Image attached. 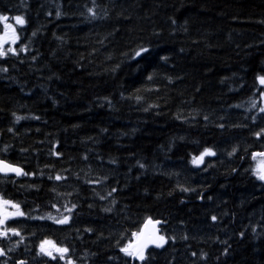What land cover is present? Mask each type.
Listing matches in <instances>:
<instances>
[{
	"label": "trees",
	"instance_id": "obj_1",
	"mask_svg": "<svg viewBox=\"0 0 264 264\" xmlns=\"http://www.w3.org/2000/svg\"><path fill=\"white\" fill-rule=\"evenodd\" d=\"M0 14L26 21L18 54L0 58V157L27 173L0 175L24 213L0 226L20 233L0 237V264H62L36 254L44 239L73 264H140L119 247L148 218L175 242L144 264H264V183L251 174L264 0H0ZM205 147L216 155L194 166ZM73 204L68 224L48 219Z\"/></svg>",
	"mask_w": 264,
	"mask_h": 264
},
{
	"label": "snow or ice",
	"instance_id": "obj_2",
	"mask_svg": "<svg viewBox=\"0 0 264 264\" xmlns=\"http://www.w3.org/2000/svg\"><path fill=\"white\" fill-rule=\"evenodd\" d=\"M89 13L95 17V13L92 9L88 10ZM57 17L61 15L60 11L56 12ZM9 16L0 14V24L3 26L2 34H0V58L6 57L8 54L17 55V50L11 46L5 48V45H15L17 41L20 39V37L17 34L16 28L13 26L12 23H9ZM12 20L15 21L16 25L23 26L25 25L26 21L21 15H16L11 17ZM175 23V21H173ZM33 35H36L35 32H33ZM20 52L27 51L26 45H21L19 48ZM149 52V49L146 47L140 48L136 53L135 56L140 57L142 53ZM0 71L6 72V68H0ZM151 79V77H149ZM257 81L260 85L264 86V76L258 75L256 77ZM261 99H264V91L260 92ZM239 107V106H237ZM251 107L256 108L257 103L255 100L251 101ZM259 111L261 113H264V107H260ZM13 115H15L13 113ZM34 119H39V117H33ZM16 121H20L21 119H24V117L15 116ZM205 120H207V117H205ZM255 121V118H253ZM220 127H223V125H219ZM12 129H9L11 131ZM264 134V129H261L259 132L254 133V135L259 138L261 135ZM236 152V148H233L232 152L229 153L231 156ZM216 155V152L213 151V149L205 147L203 151L200 152L198 156H193L191 159V163L199 167L200 165L205 163V157H213ZM252 159L257 161L256 166L251 169V174L255 177L256 180L264 183V152H258L252 154ZM141 168H144L145 165L140 164ZM0 172L8 173L13 172L17 176L19 175H27V173H23L22 169L19 167H15L9 163H6L3 160H0ZM51 178V177H50ZM56 180L64 179V177H61L57 175L55 177ZM99 182V181H97ZM116 189L113 188L111 192L108 193V196L112 195V192H115ZM181 191L183 192H189L194 191V189L189 188H181ZM106 197L101 196L100 199H105ZM203 197H201L202 199ZM210 200L211 197H208ZM115 203V201H113ZM8 206H11L15 209V212H9L7 211ZM55 207V205H53ZM77 207L76 204H73L71 207H65L66 212L69 214L73 212V210ZM91 207V205H89ZM105 212H110L111 208H105L103 209ZM24 213L20 210V207L18 204L12 203L9 200L3 199L0 197V226L5 225L6 221L9 220L11 217L15 216H23ZM39 219H44V217H38ZM48 219H51L54 223L58 225H65L68 224L71 217L70 215H61L58 217H53L51 215L48 216ZM212 221H216L217 217L213 215L211 217ZM162 221L155 220L153 221L151 218H148L145 222L144 228L140 230L138 233H133V237L135 238L134 243H129L125 246H120L119 251L124 254L125 257L130 258L131 261H139L140 264H144V262L148 259V256H146V250L149 248L150 245L155 246V248H163L165 244L168 243L169 240L175 242V236H166L164 233L160 231L159 228H157V225L161 224ZM85 231L90 232L91 229H85ZM11 233L12 235L19 236L20 233L15 228L10 227H4L3 230H0V237H8V234ZM243 235V234H241ZM184 239H187V236L184 237ZM119 241H117V246H119ZM11 251V249H9ZM69 248L66 246H60L57 245L54 241L49 239H44L39 244V251L37 255H42L45 257H48L51 260L54 261H65V264H73V261L68 257ZM227 252V249L225 250V253ZM5 255V252L3 249H0V256ZM192 255H196V253H192ZM109 259H112V257H109ZM18 264H26V261H18Z\"/></svg>",
	"mask_w": 264,
	"mask_h": 264
},
{
	"label": "rangeland",
	"instance_id": "obj_3",
	"mask_svg": "<svg viewBox=\"0 0 264 264\" xmlns=\"http://www.w3.org/2000/svg\"><path fill=\"white\" fill-rule=\"evenodd\" d=\"M14 22H15V21H14ZM12 24H13V26H14L15 28H17L16 25H15L14 23H12ZM2 31H3V30H2ZM2 31L0 32V34H2ZM8 46H11V47L15 48V45H5V48H7ZM10 208H11V209H14V208H12L11 206H8L7 211H9ZM67 213H68V212H65V211L62 210V213L60 214V216H61V215H66ZM37 253H38V252L36 251V254H37ZM38 256L43 257L42 255H38ZM58 262H60V263H62V264L65 263V261H58Z\"/></svg>",
	"mask_w": 264,
	"mask_h": 264
},
{
	"label": "water",
	"instance_id": "obj_4",
	"mask_svg": "<svg viewBox=\"0 0 264 264\" xmlns=\"http://www.w3.org/2000/svg\"><path fill=\"white\" fill-rule=\"evenodd\" d=\"M4 161V160H3ZM6 162V161H5ZM6 163H8V162H6ZM10 164V163H9ZM12 165V164H11ZM13 166H15V167H19V166H16V165H13ZM20 168V167H19ZM22 169V168H21ZM22 171H23V169H22ZM0 174L1 175H15V176H17L15 173H13V172H8V173H4V172H0ZM19 176H21V175H19Z\"/></svg>",
	"mask_w": 264,
	"mask_h": 264
}]
</instances>
